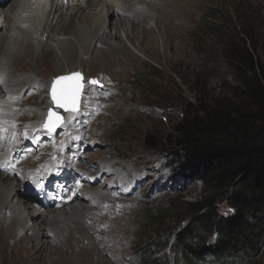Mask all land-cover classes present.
Listing matches in <instances>:
<instances>
[{
	"label": "rangeland",
	"instance_id": "374dc122",
	"mask_svg": "<svg viewBox=\"0 0 264 264\" xmlns=\"http://www.w3.org/2000/svg\"><path fill=\"white\" fill-rule=\"evenodd\" d=\"M152 1L156 3V0ZM115 2H118L119 6H114ZM144 2L146 3L147 0H90L88 6L83 4L82 11L78 15L86 14L93 17V21L103 19L100 24L96 26L94 24L93 27L99 28L96 32H103L102 36L96 37L92 34L94 32H91L84 44L68 39V36L53 37L52 39L56 41L58 39L63 41L60 42L62 45H57L55 41L48 40L49 31V33H43L42 27L37 29L39 34L44 35L42 37L33 35L34 39L39 38L41 47L47 41L48 45H53L52 51L46 55L47 59L53 63L56 57L58 64L65 66L63 67L65 74L61 73L62 70H52L47 77L42 72L37 75L36 72L28 74L29 71H17L16 74L19 73V76L14 77L15 79L31 75L32 80L37 81L35 86L40 84L37 87L39 88L38 94L31 100L23 102L17 100L28 96L30 89L26 92L22 91L21 94L8 92L4 72L0 70L2 74L0 77V111L2 117H5L7 111L12 115V119L3 118L2 121L11 122L13 129L16 130L11 138V143H14L13 147L22 141L21 136L23 138L32 129H38L26 147L19 148L18 154L9 153V149L3 153V155L14 158L17 163L6 167V170L12 173V178H4V181L8 180L7 184L10 187H14L17 183L22 184V195H29L27 191L32 190L33 192V186H36L33 192L35 201L33 198L28 200V206L38 211L37 213L40 212L41 215L51 218L52 214L48 213L46 208L37 209L36 203L41 202L42 206H46L51 198L57 202L61 197H57L54 191L45 187L46 182L38 178L47 170L38 171V169L41 167V160L50 164L57 161L58 153L56 150L52 151L54 147L50 146L55 142H61L66 146V155H69L65 163L68 165L70 163L72 166V169H67L66 174L70 177L73 175L77 185L80 184L79 187L90 185L89 190L97 196L102 195V198H107L101 207L95 200L91 201L92 204L86 203L90 202L87 196H84V201L79 198L70 205L79 209L80 207L85 208L86 205L91 208L100 207L94 212L98 217L94 230L103 233L101 241L104 242L94 245L93 259L99 255L105 260L117 257L116 264H155L152 262L155 256L160 260H165L166 264H187L185 255L174 244L175 233L184 225L192 223L194 228L195 226L198 228L202 240L214 243L220 231L225 229V224H227L226 220L222 219L233 215L234 210L225 202L219 203L214 213L216 216L219 215L214 223L217 226L205 228L195 224L196 220L191 215L192 209L189 203L200 198L203 190L202 182L194 175L182 172L174 158L175 154L172 151L174 149L165 145V136L191 105H195L199 100L207 104L210 100L221 99L233 93V86L236 84L235 74L226 56L233 41L244 39V32L247 34L246 38L256 45V53L264 62V0H207L194 9L195 12L190 21L177 18L176 22L180 24L181 32L178 41H173L171 44L181 47L182 50L177 51L176 55L173 54L170 61L167 60L171 48L167 45L166 31L162 25H158L156 20L158 13L146 8ZM12 5L13 0H9L6 8L11 9ZM111 7L117 15L109 18ZM120 9L124 10L127 15L118 11ZM168 12L169 10H164L162 14ZM41 15L42 13L38 17L41 18ZM45 17L46 15H43L44 19ZM65 22H68L67 18ZM10 28L24 30L19 24L18 26L10 25ZM146 31H151L153 34L156 46L155 56L150 53L148 45L142 42V39L146 37L144 34ZM17 33L13 31L12 36L15 37ZM1 35L4 39L0 40V46L7 47V43L11 41L6 38L11 36V31L3 29ZM24 37L27 38L26 35ZM34 47L35 53L40 54L41 47L37 45ZM71 47H74L75 53L70 50ZM123 49L126 51L123 52ZM50 53L54 56L49 57ZM127 54H130L134 60H128ZM46 56L37 63L32 59L30 64L43 70L45 68L43 59ZM70 57L73 61L70 62L69 70L67 64ZM92 58L99 60L98 65L91 62ZM13 69V67L7 69V74L13 76ZM73 73L82 76L84 84L82 95L85 91L88 92L83 99L82 109L79 106L76 112H66L64 121L58 129L49 132L43 128V125L49 108L52 106L50 87L58 76ZM91 81L97 83L93 84ZM3 95H5L4 98ZM91 97L94 103L91 109L89 107L86 109L84 106L86 102L92 101ZM32 114L35 116L42 114L44 117L37 122L38 119L33 118ZM80 132L84 133V138L89 145L79 136L74 138ZM4 142L2 145L6 148V141ZM39 144L47 145L48 148L46 149V146L38 149ZM34 149L40 151H36L37 153L34 151V155L23 162L27 157H23L24 153ZM41 150L44 151L41 152ZM42 156H45V160ZM80 166L84 169L75 173ZM18 168L24 174L32 173L37 178L23 179L19 175ZM63 168L64 166L52 171L54 180H57L60 189H64L67 181L60 179L63 177ZM95 172L102 173L104 179L95 180ZM133 184L136 186L134 189ZM105 186L107 189H104ZM123 191L128 192V196L121 194ZM16 193L9 192L8 199L13 205L16 203L13 210L16 217L19 218L21 215L25 218V224L15 226V234L8 240V245L18 240L25 232L27 235L32 233V230L26 231L25 227L23 228L25 225L28 228L32 227L33 223L26 217L24 203L19 202V198L15 196ZM81 197L83 199V196ZM123 199L125 202H120ZM123 205H128L124 208H129L126 213L129 217V227L127 226V231L121 241L119 239L111 241L109 238L111 229L113 234L116 233L113 229V222L120 218V213L124 209L121 210ZM57 206L56 213L69 208L66 205ZM110 206L113 207L112 210ZM80 221L83 222L84 219ZM85 221L84 226L86 225L85 228H87L89 222ZM248 221L264 224V213L249 218ZM61 226H63L62 223L59 224V227ZM47 228L45 232L52 238V234L48 231L49 227ZM85 232L92 233L91 230ZM98 232L94 234L97 242L100 240ZM63 234L67 235V232ZM74 236L81 238L79 233H75ZM49 241L53 246V239ZM83 242H85L84 239ZM62 243L63 250L69 252L68 245H64V241ZM82 245V242L80 244L72 242V250L78 251ZM148 249L153 250L152 253L156 255L148 253ZM144 253L150 255L152 260L144 263ZM205 260L196 263L208 264ZM50 261L45 258L46 263ZM236 264H264V240L258 256H246Z\"/></svg>",
	"mask_w": 264,
	"mask_h": 264
},
{
	"label": "bare ground",
	"instance_id": "6f19581e",
	"mask_svg": "<svg viewBox=\"0 0 264 264\" xmlns=\"http://www.w3.org/2000/svg\"><path fill=\"white\" fill-rule=\"evenodd\" d=\"M8 1L9 0H0V40L4 39V36L1 35V32L3 29L7 31L9 30L11 31V36L9 37L7 36L6 38V39L9 38L11 42L7 43V47L0 46V57H1L0 58V70L4 72L6 85L8 86V92H11V94H16L18 92L19 94H21L22 91L26 92L28 89H30L29 90L30 93L28 96L21 97V99L23 100H21L20 98L17 99L18 101L23 102L28 99L30 100L33 99V96L38 94L39 88L37 87L40 84L38 83L39 85L35 86L37 81L34 79L32 80L31 75L25 78L21 77V78L15 79L14 77L19 76V73L16 74L17 71L19 70L29 71L28 74H32L31 72H36L37 75L40 72L45 73L46 75L47 74L49 75L50 74L49 72L52 70H57V71L62 70L63 72L61 73L65 72V69H63V67L65 66L63 65L61 66V64L59 65L58 59H56V57L53 63H51L50 61H48L49 59H47L46 55L48 52L52 51L53 45H48L47 44L48 41H47V43L45 42L44 45L41 47L39 38L34 39L33 35L42 37L44 35L43 34L44 32L49 31L50 33L48 32L49 33L48 40L55 41L56 43H58L57 45H62L60 42H63V41H60L59 39L56 41L52 39L53 37L59 38L61 36H66V37L68 36L69 37L68 39H73V40L79 41L80 43L84 44L88 40V34L89 33L91 34V32H94L92 34H95L96 37L102 36L103 32H100V31L96 32V30H98L99 28L97 29V27L95 28L93 27H94V24L95 26L98 23L100 24V22L103 21V19L99 18L93 21V17L91 16L89 17L86 14L84 15L82 14L83 15L82 16L80 14L81 15L80 17V15H78L82 11L83 4H86L88 6L90 4V0H13L12 8L7 9L6 7H7ZM204 1H207V0H156V3L153 1L151 2V0H147L146 3L144 2V4L146 5V8H149L152 11H156L158 13L156 16L158 25L159 26L162 25V28H164V30L166 31V34H167L166 41L168 42L166 43L167 45H170L169 48H171L169 59L167 58V60L170 61L173 58L172 57L173 54H175L177 51L182 50L181 47L173 46L171 44V42L173 41H178L177 39L181 32V26L178 22H176V19L180 18L182 21L183 20L185 21L186 19L187 21L188 20L190 21L195 12L194 9L200 7L201 3H203ZM115 5L119 6V3L115 2L114 6ZM132 6L134 5L132 4ZM164 10L165 11L169 10V12L166 14H162L164 13ZM118 11H122L123 14H126L124 10L120 9ZM40 13H42L41 18L38 17ZM43 15H46L45 19L43 18ZM114 15L116 16L117 14L111 7L110 15L108 16L110 18V16L112 17ZM65 18L68 19V22H65ZM14 24L16 26H18L19 24L21 28L24 30L20 31L18 29L10 28V25L14 26ZM40 27H42L43 33L39 34V32H37V29H39ZM13 31L18 32L15 37L12 36ZM20 34H22L21 37L19 36ZM144 34L146 37L142 39V42L143 44L146 43L148 45V47L150 48V53L153 56H155L156 46H155L154 38L152 36L153 34L151 31H146ZM25 35L27 36V38L24 37ZM31 38L34 39V41ZM35 41H38V42L35 43ZM34 45L41 47L40 54L35 53ZM73 48L74 47H71L70 50H73ZM122 51L125 52L126 49H123ZM44 56L46 57L43 59L45 60V64H44L45 68L43 70H41L40 67H35L30 64L32 59H34L35 63H37L41 61V59ZM48 56L53 57L54 55L50 53ZM126 57L128 60H131V61L134 60V58L130 54H127ZM71 58L72 57H70L69 63L67 64V67L69 70H70L69 66L71 65L70 62L73 61ZM97 61L99 60L96 58H92L91 60V62L94 63L95 65H98ZM12 67L14 68L12 70L13 76L7 74L8 70ZM0 77H2V74H0ZM11 77L13 78L11 79ZM46 86L47 88L49 87L47 84ZM34 89H36L37 91ZM43 89H44V86L42 87V90ZM87 93L88 92L85 91V94L82 95L81 97V100H80L81 109H82L83 99ZM4 97L5 95H3V98ZM91 98H92V101L86 102L84 106L86 109H89L94 103L93 97ZM68 112H71V111H68ZM38 114L36 116L32 114L33 118L38 119L36 120L37 122L43 119L44 117V115L40 114V116H38ZM3 118L12 119V115L9 111H7L5 113V117H0V160L1 161L3 160L0 163V166L1 165L11 166L14 163H16V161H10L9 157L6 155H3V153L7 149H9L8 150L10 151L9 153L12 152L13 154H18L19 148L26 147L27 143L35 136L38 129L37 128L32 129V131L23 138L21 136L22 141H19L18 142L19 144L16 145V147H13L14 143H11V138L13 137L16 130L13 129L11 122L2 121ZM8 124L9 126H7ZM81 132L78 133L77 136H74V138H77L79 136L81 140H85L87 142V140L84 138V133H81ZM4 141H6V144H7L6 148L4 145H2ZM41 144L38 145L37 147L38 149L39 148L42 149L43 147L47 146V145L41 146ZM50 147L51 148L54 147L52 151L56 150V152L58 153L57 154L55 152V154H57V161L55 163L50 164V163H45L42 160L41 161L39 160L41 162L40 164L41 167L38 169V171H40L41 169H46L47 172L43 174L42 176H38V178L42 181H45L46 182L45 187H47L49 190L54 191V193L57 194V197H61V199L59 201L57 200V202L51 199L50 202L46 204V206H42L41 202H37L36 205H37V209L46 208V210L49 211L48 213L52 214L51 218L41 215L42 213L40 212L37 213L38 211L36 212V210L28 206V203H27L28 200H30L31 198H33V200L35 199L33 192L36 190L37 188L36 186H33V192L32 190L27 191L30 196L22 195L21 190L23 189V185L16 182L17 184L14 185V187L13 186L10 187L7 184L8 180L4 181V178H8V179L12 178V173H9L6 170H0V184H1L0 186V215L2 214V212H4L3 213L4 215L3 214L1 215V217L3 216L2 219L0 218V264H116L118 260L117 257L113 258L112 260L111 259L105 260L103 257L96 255L95 259L92 258V254L94 251V245L95 244L100 245V244H103L104 242V241H101V236L103 235V233H101L100 231L98 232L94 230V228L96 227L95 222H98V217L97 215L94 214V212L98 210V208H100L103 203L106 202L105 200H107V198H102V195H100L101 197L97 196L96 193L92 192V190H89L88 187H91L90 185L86 184V185L79 187L80 184L77 185L75 179H73L72 177L73 175L70 177L66 174L67 169L69 168L72 169V166L70 163L69 165L65 163L66 159L69 158V155H66L67 154L66 146H64L61 142H55V144H51ZM47 148L48 146L46 147V149ZM38 149H34L33 151L24 153L23 157L24 156L25 157L27 156V157L23 160V162H25V160H27L28 157H30L31 155H34L36 151H40ZM44 150H41V152ZM44 157L45 156H42L43 160H45ZM6 158L7 160L5 161ZM18 163L20 164L21 160ZM62 166H64V168L62 169L63 177L60 179H62L64 182L67 180L64 185V189L58 188V185H57L58 182L57 180H54V173H52V171H56ZM82 169L84 168L80 166V169L76 171L75 173H78ZM18 171H19V175L23 179H36L37 178V176L33 175L32 173H29L27 175L26 173L24 174L22 171L19 170V168H18ZM75 173L73 172V174ZM58 177H60V175ZM94 177H95V180L97 181L104 179V175L102 173H96ZM135 187H136L135 184H133V189ZM85 188L86 190H84ZM104 189H107L106 186L104 187ZM76 190H79V191H76ZM130 190H128V192H130ZM9 192H14V193L17 192L15 195L17 196L16 198H19L18 199L19 202L24 203L26 217L30 219L31 222L33 223L32 227H29V228L26 225L23 226V228L25 227L26 231L32 230V233L30 235H27L26 232L23 233V235H21L20 238L14 241L11 245H8L7 242L15 234V226L17 224L21 226L24 225L25 218H23L21 215L19 218L16 217V213L13 210V206H16V203L13 205L12 201L8 199ZM128 192L123 191L121 194L128 196L129 194ZM92 194L94 195L92 196ZM81 196H83V199ZM84 196L85 197L87 196V198H90V202H86L87 199L85 200L86 203L92 204L91 201L95 200V202L97 201V205H100V207L91 208L90 206H88L89 207L88 208L86 205L85 208L80 207L79 209L76 206L75 207L70 206L75 201H77V199L79 198L81 199V201H84ZM120 202H125V200L123 199V201H120ZM57 205L59 206L66 205L69 208L68 210L63 209L61 213H56V209L58 208ZM127 206L126 205L125 206L123 205V207L121 206V210L122 208L127 207ZM112 209L113 207H111V210ZM128 209L129 208H124L120 213L121 215L119 216L120 218L116 219V221L113 222V229H114V232L116 231V233L113 234L112 233L113 230L111 229L110 235L108 234L110 236L109 238L111 241H118L117 239L121 241L122 237L127 231L129 217L126 213ZM80 219H84V221L81 222ZM85 220L89 222V224L87 225V228H85L86 225L84 226L85 224L84 222H86ZM61 223L63 224V226L59 227V224ZM47 227H49L48 231H50V233L52 234V238L50 236H47V232H45L46 230L45 228ZM89 230H91L92 233L85 232ZM65 232H67V235L63 234ZM97 232H98V235L100 236V240H98V242L96 238L94 237V234L95 233L97 234ZM75 233H79V236H81V238H76L74 236ZM50 239L51 240L53 239V242H54L53 246L52 244L49 243ZM83 239L85 242H83ZM62 241H64V245H68L67 248L70 249L69 252L63 250V247L61 246V244H63ZM72 242L75 244H80L82 242L83 243L82 248H79L78 251L76 250L73 251ZM113 243L116 244L118 242H113ZM45 258H48L51 261L49 263H46Z\"/></svg>",
	"mask_w": 264,
	"mask_h": 264
},
{
	"label": "trees",
	"instance_id": "16d2710c",
	"mask_svg": "<svg viewBox=\"0 0 264 264\" xmlns=\"http://www.w3.org/2000/svg\"><path fill=\"white\" fill-rule=\"evenodd\" d=\"M243 34L226 56L235 74L233 93L191 105L165 136L182 172L202 182L200 198L189 203L195 224L217 226L219 203L234 210L222 219L227 224L214 243L202 240L192 223L175 233L174 244L187 264L205 258L208 264H236L262 249L264 224L248 219L264 213V62ZM143 257L144 263L151 259L147 253ZM152 262L166 264L155 256Z\"/></svg>",
	"mask_w": 264,
	"mask_h": 264
},
{
	"label": "water",
	"instance_id": "95a60500",
	"mask_svg": "<svg viewBox=\"0 0 264 264\" xmlns=\"http://www.w3.org/2000/svg\"><path fill=\"white\" fill-rule=\"evenodd\" d=\"M73 73L70 75H63L58 76L55 78V91L57 94V99L60 100L61 103H63V107H61L56 100H53V84L50 87V99L52 101V106L49 108V111L46 116V121L43 125L44 129L49 131V125L55 121L56 117H59V121L56 122L55 128L50 131L53 132L58 129V127L63 123L65 113L68 111L76 112L79 109L80 106V100L83 94V79L82 76L79 74V76H75ZM60 77H66L67 79L58 80ZM50 113H54V116H50Z\"/></svg>",
	"mask_w": 264,
	"mask_h": 264
},
{
	"label": "snow or ice",
	"instance_id": "6c2138e0",
	"mask_svg": "<svg viewBox=\"0 0 264 264\" xmlns=\"http://www.w3.org/2000/svg\"><path fill=\"white\" fill-rule=\"evenodd\" d=\"M75 76H79V74L77 73V74H74ZM63 79H67L66 77H60V78H58V80H63ZM91 83H93V84H96L97 82L96 81H91ZM52 96H53V100H56L57 101V103L61 106V107H63L64 105H63V103H61L60 102V100H58L57 99V94H56V91H55V82H54V84H53V93H52ZM55 114L54 113H50V116H54ZM59 121V117H56L55 118V121H53L48 127H49V131H52L54 128H55V126H56V122H58Z\"/></svg>",
	"mask_w": 264,
	"mask_h": 264
}]
</instances>
